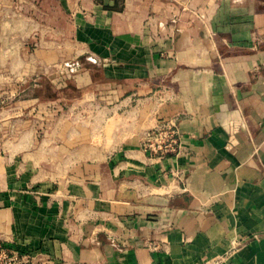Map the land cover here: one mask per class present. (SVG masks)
<instances>
[{
    "label": "crops",
    "instance_id": "obj_1",
    "mask_svg": "<svg viewBox=\"0 0 264 264\" xmlns=\"http://www.w3.org/2000/svg\"><path fill=\"white\" fill-rule=\"evenodd\" d=\"M7 6L0 76L74 70L50 99L0 83L32 91L0 108V240L24 264H264V0L30 1L14 71Z\"/></svg>",
    "mask_w": 264,
    "mask_h": 264
},
{
    "label": "rangeland",
    "instance_id": "obj_2",
    "mask_svg": "<svg viewBox=\"0 0 264 264\" xmlns=\"http://www.w3.org/2000/svg\"><path fill=\"white\" fill-rule=\"evenodd\" d=\"M30 1H34V0H6V2H8V6L7 8L10 9V11L6 13V15L9 16L10 18V26L9 27H5L7 31L11 32L10 36V40L9 43L5 46L7 49H12L11 50V56H10V63L7 64V66H9V68L11 70H15L17 68H15L14 66H18V67H22L24 62H26V60L24 59V57H22L20 55V51L22 50V54L24 55L26 53V46H28L26 44V39L20 38L17 33H19V30H23V32H26V30L31 29V31L36 30L35 29V23H23L21 22L20 16H19V12L21 11L20 9V5L24 8L25 4H29ZM3 2V0H0V4ZM6 6V3H5ZM20 10V11H19ZM24 11V10H23ZM31 44V42L29 43V45ZM34 45L32 46H28V50H34ZM0 48H2V43H0ZM17 54V55H16ZM16 55V56H15ZM19 56L22 57V59L20 60ZM21 61V62H20ZM63 66V64H62ZM65 67L67 66L66 63L64 65ZM0 67H2V64L0 62ZM62 69L61 67V71L60 73H57L55 75H43V78L41 80H36L33 79L35 77L38 76H32V79H29V76L25 77L24 75L22 76L21 74H14L12 73L11 76H0V83H4V82H8L10 80V77H12V82H16L19 84H29V83H41L42 87H39L42 91V95L44 96V99H50L51 97H54L57 95V85H62L68 82L69 79L72 78V73L74 69L71 70V68H65ZM32 93L31 90L29 91H25L21 93V96H19L16 93L12 94V92L10 94H12L9 97H5V96H0V108H2L4 105L8 104V101L10 99H13V97L18 98V97H24L26 95L29 96ZM7 95V93H5ZM23 94V95H22ZM16 95V96H15ZM29 114V113H28ZM42 114L43 116H51L52 114H58V110L56 106H52L50 104H48L47 106L42 107ZM1 125H3V123L1 122ZM64 125V124H63ZM44 127H48L49 129L54 128L55 125L52 123H47V125L45 124ZM2 127H0L1 129Z\"/></svg>",
    "mask_w": 264,
    "mask_h": 264
},
{
    "label": "built area",
    "instance_id": "obj_3",
    "mask_svg": "<svg viewBox=\"0 0 264 264\" xmlns=\"http://www.w3.org/2000/svg\"><path fill=\"white\" fill-rule=\"evenodd\" d=\"M74 69V68H71ZM148 145L162 152L175 151L178 144L177 124L173 119L158 123L148 132ZM28 255L0 240V264H24Z\"/></svg>",
    "mask_w": 264,
    "mask_h": 264
}]
</instances>
